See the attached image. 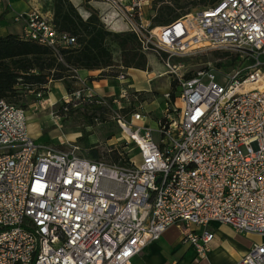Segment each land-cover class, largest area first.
Segmentation results:
<instances>
[{
    "label": "built area",
    "instance_id": "2783aa9c",
    "mask_svg": "<svg viewBox=\"0 0 264 264\" xmlns=\"http://www.w3.org/2000/svg\"><path fill=\"white\" fill-rule=\"evenodd\" d=\"M103 1L144 52L163 56L182 104L166 108L155 126L140 111L117 112L140 152V162L118 165L82 156L77 146L46 148L31 136L26 109L0 98V264H134L173 225L202 259L214 223L261 235L235 264H264V0H220L161 27L140 22L144 0ZM14 20L25 39L55 49L76 42L36 11ZM203 42L239 52L244 66L185 77L171 59ZM88 90L92 102L97 94Z\"/></svg>",
    "mask_w": 264,
    "mask_h": 264
},
{
    "label": "rangeland",
    "instance_id": "374dc122",
    "mask_svg": "<svg viewBox=\"0 0 264 264\" xmlns=\"http://www.w3.org/2000/svg\"><path fill=\"white\" fill-rule=\"evenodd\" d=\"M37 1H39L38 10L33 7L26 13L36 11L52 21L49 12H53V0ZM85 1L88 2L90 0ZM102 1L91 0L96 7L90 3L83 2L81 11L84 13V8L89 9L91 7L90 11H96L108 29L115 32L124 31L122 27L114 26V24L119 22V24L124 23L127 26L128 21L116 14L112 3L108 5L103 1L106 4L102 7L99 4H102ZM185 1L183 0V2ZM153 2L152 0H144L140 22L151 23L152 17L145 16V8H148V15H150ZM196 2L197 0L186 1L183 10H189V14H194L204 7V5ZM130 29L129 27L125 31H131ZM109 44L114 55L115 64L106 68L105 75L99 78V80L107 79L108 81L106 80L96 84L95 87H90L99 98L105 100L101 104L91 97L95 105L100 104L103 106L104 115L101 112L95 113V110H93L95 106L88 97L89 85L79 78L70 79V86H67L65 82L61 86L54 81L48 82L47 87L40 92L38 90L21 89L24 90L22 92L23 95L16 105L26 109L31 136L48 149L60 151L77 146L82 156L95 158L94 152L97 151L100 155L98 158L102 159H106V154L111 150H119L128 152L134 161L140 162L139 148L135 146L134 142L129 141L127 135L123 133L122 127L117 121L116 113L130 114L133 111H140L151 118V121L146 120L144 123H150L154 126L155 121L164 115L166 108L173 106L174 103L178 106L182 104L179 99L180 85L177 83V87L174 89L175 98L173 99L171 96V82L175 81V76L170 72L163 56L157 52L150 51L146 52L150 62L149 73L145 75L138 72L140 75L138 76L139 78L137 77L140 81H143L142 84L146 88L136 90L135 87H130V82L127 80L120 81L117 78L119 73L126 72L127 68L122 65L121 51L117 44L111 40ZM203 44L184 56H174L171 59L172 64L179 66L180 71L183 73L209 68L217 73L225 74L235 68L244 66L245 62L241 63V60L244 61L245 59L239 52L231 49L212 48L206 42H203ZM225 52L230 55H225ZM235 56L238 57L236 61H234ZM233 61L237 64L232 63ZM218 77L223 80L222 75L218 74ZM77 91L81 92L79 96L75 94ZM123 94L125 95L122 96ZM114 99L118 100L117 103L114 102ZM67 103L72 106H68L62 111L61 107ZM87 108L89 110L86 113ZM217 225L220 224L216 223L215 227ZM210 229L213 230L211 226ZM171 230L174 237L178 233H182L181 226L173 225ZM213 231L215 232V230ZM218 236L219 234L216 233L212 246ZM235 237L243 242L262 239L261 235L253 233H238Z\"/></svg>",
    "mask_w": 264,
    "mask_h": 264
},
{
    "label": "trees",
    "instance_id": "16d2710c",
    "mask_svg": "<svg viewBox=\"0 0 264 264\" xmlns=\"http://www.w3.org/2000/svg\"><path fill=\"white\" fill-rule=\"evenodd\" d=\"M218 1L220 0H197L196 3L207 7ZM185 2L154 0L155 14L151 18V26L170 25L189 13V10H183ZM52 23L59 33L72 36L76 42L59 45L55 49L32 39H25L18 34L0 35V98L16 104L23 95L24 90L21 89L40 92L47 87L48 82L58 80H63L67 86H70L69 81L77 78L78 69L112 67L115 60L110 48V40L115 42L121 51L123 67L149 69L147 53L142 50L137 34L133 31L115 32L108 29L94 10L85 19L71 0H53ZM225 55L230 54L225 52ZM237 59L238 57L235 56L234 61ZM241 63L244 61L241 60ZM191 75L192 72L185 73V77ZM176 80L171 82L173 99L174 89L177 83L179 84ZM93 99L97 101L101 98L96 95ZM93 104L95 113L101 112L104 115L103 106ZM68 106L72 105L64 104L61 110L64 111ZM88 110L89 108L85 112L87 113ZM135 146L137 147L136 144ZM99 156V152L95 151L94 157ZM130 158L132 156L125 151L111 150L106 154V160L110 164L126 165L130 163Z\"/></svg>",
    "mask_w": 264,
    "mask_h": 264
},
{
    "label": "crops",
    "instance_id": "0c3cea01",
    "mask_svg": "<svg viewBox=\"0 0 264 264\" xmlns=\"http://www.w3.org/2000/svg\"><path fill=\"white\" fill-rule=\"evenodd\" d=\"M71 1L78 8L79 12L85 19L88 18L91 14L90 11L91 7L89 9L84 8L85 11L83 13V11H81V6L82 4H84L83 2L90 3L91 5L96 7L95 4L91 2V0L88 2H86L85 0H71ZM0 2H1L0 35H7L9 33L21 35L23 33L24 25L23 22H16L14 20L15 15L31 10L33 9V7H35V9L39 7L38 5L39 1L36 2V0H0ZM103 3L102 4L99 3V4L102 5V7L106 3L108 5H111L109 2L106 3L103 2ZM147 9L148 8H145V16L147 15L149 16V18H151L155 14L153 6L151 10L152 13L150 15H148ZM49 13L51 14V18H52L53 12H49ZM116 25L122 27L124 31L129 28L128 24L126 26L124 25V23L119 24V22H116L114 26ZM106 71H107L106 69H78L77 78L86 82V84H88L89 87L92 86L95 87L96 84L100 82H105L107 80V79L99 80V78H102V73ZM126 72L128 73L127 81L130 82L129 83L130 87H135L136 90L146 88L142 84L143 81H140V79H138L139 78L138 76L140 75L139 73H144L145 75H147L149 73L148 70L127 68ZM54 82L61 86L64 81L58 80ZM215 225L216 223L212 224L211 227L213 228V230H215V237H216V233H218L219 236L217 237L216 241L213 243L211 252H209V254L205 258L202 259L197 258L194 249L191 248L189 245L183 243L182 240L183 232L178 233L177 236L174 237L173 231L171 230L173 226H171L163 233V235L160 237L159 240L151 243L149 246L144 248V250H142L141 253L136 255L133 258V263L134 264H235V262H237L244 254L248 253L254 247L255 244L263 241V237L261 236L262 237L261 240L254 239L250 242H243L235 237V235H237L239 232H236L230 226L225 224H220L215 227ZM177 226L180 227L181 225H177Z\"/></svg>",
    "mask_w": 264,
    "mask_h": 264
}]
</instances>
